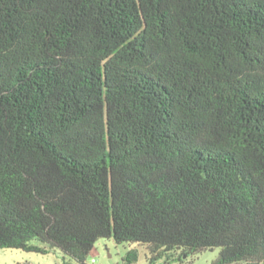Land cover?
Segmentation results:
<instances>
[{
	"label": "trees",
	"instance_id": "obj_1",
	"mask_svg": "<svg viewBox=\"0 0 264 264\" xmlns=\"http://www.w3.org/2000/svg\"><path fill=\"white\" fill-rule=\"evenodd\" d=\"M99 238L264 264V0H0V248Z\"/></svg>",
	"mask_w": 264,
	"mask_h": 264
},
{
	"label": "rangeland",
	"instance_id": "obj_2",
	"mask_svg": "<svg viewBox=\"0 0 264 264\" xmlns=\"http://www.w3.org/2000/svg\"><path fill=\"white\" fill-rule=\"evenodd\" d=\"M127 248L126 243H116L113 239L99 238L87 256V264H123L121 257ZM217 254L218 249L204 250L186 259L183 258L181 262L169 264H210ZM146 255L145 251H142L137 264H148ZM158 261H156L158 264H162V260ZM0 264H76V262L58 248L43 254L4 247L0 248Z\"/></svg>",
	"mask_w": 264,
	"mask_h": 264
}]
</instances>
